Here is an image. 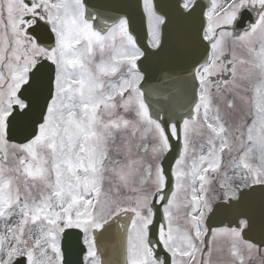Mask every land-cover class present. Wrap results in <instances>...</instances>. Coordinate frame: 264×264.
<instances>
[{"label":"snow or ice","instance_id":"6c2138e0","mask_svg":"<svg viewBox=\"0 0 264 264\" xmlns=\"http://www.w3.org/2000/svg\"><path fill=\"white\" fill-rule=\"evenodd\" d=\"M109 242L264 264V0H0V264Z\"/></svg>","mask_w":264,"mask_h":264},{"label":"water","instance_id":"95a60500","mask_svg":"<svg viewBox=\"0 0 264 264\" xmlns=\"http://www.w3.org/2000/svg\"><path fill=\"white\" fill-rule=\"evenodd\" d=\"M92 3H96V4H116V3H122L125 2V0H91ZM101 11H105L104 9H101ZM109 14H115V13H109ZM100 21L97 20V24H99ZM151 73L153 76H159L161 74H163L166 71H175L176 73H180V69H169L166 65L164 64H153L151 69H150ZM149 83H152L151 81ZM147 87V85H146ZM178 87V86H177ZM156 101V95L153 94L152 97H150V102L155 103ZM180 103H182V101L177 100L175 102V107L177 109V111H182L183 109L180 108ZM223 220L224 224L228 223V220L223 217V216H218L217 217V223L214 226H219V221ZM102 251L104 252V256L103 258L105 260H110L112 262V264H119L120 260H121V256L119 254L118 248L117 246L113 243V242H109L108 246L105 249H102ZM78 252V247L73 244V258H75V254Z\"/></svg>","mask_w":264,"mask_h":264}]
</instances>
